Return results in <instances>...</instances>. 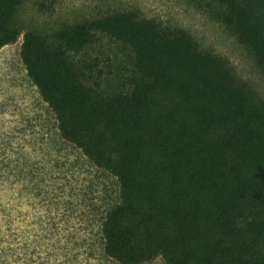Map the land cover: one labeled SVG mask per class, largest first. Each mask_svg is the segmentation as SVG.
Masks as SVG:
<instances>
[{"label": "trees", "instance_id": "16d2710c", "mask_svg": "<svg viewBox=\"0 0 264 264\" xmlns=\"http://www.w3.org/2000/svg\"><path fill=\"white\" fill-rule=\"evenodd\" d=\"M192 1L264 68V0ZM23 2L0 0V51L24 33ZM102 34L134 52L127 91L103 93L92 65L73 59ZM21 58L61 137L119 181L101 229L108 257L264 264V98L225 59L182 27L132 13L27 31ZM7 204L0 192V264H46L12 240Z\"/></svg>", "mask_w": 264, "mask_h": 264}, {"label": "rangeland", "instance_id": "374dc122", "mask_svg": "<svg viewBox=\"0 0 264 264\" xmlns=\"http://www.w3.org/2000/svg\"><path fill=\"white\" fill-rule=\"evenodd\" d=\"M117 13L190 31L203 50L225 59L236 78L264 98V68L192 0H24L18 12L24 33L0 51V179L9 178L0 192L8 198L11 238L24 245L31 261L47 264L50 257L51 264H119L105 254L101 230L107 213L120 202L119 181L61 137L55 114L21 58L27 31L51 33ZM72 56L80 66L92 65L103 93L129 90L135 70L129 46L102 34ZM145 264L167 263L158 257Z\"/></svg>", "mask_w": 264, "mask_h": 264}]
</instances>
